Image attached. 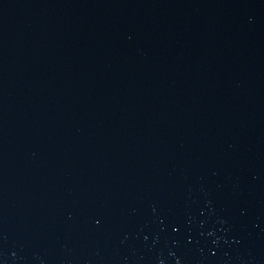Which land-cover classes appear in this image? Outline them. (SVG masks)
Instances as JSON below:
<instances>
[{
  "label": "water",
  "instance_id": "obj_1",
  "mask_svg": "<svg viewBox=\"0 0 264 264\" xmlns=\"http://www.w3.org/2000/svg\"><path fill=\"white\" fill-rule=\"evenodd\" d=\"M0 264H264V0H0Z\"/></svg>",
  "mask_w": 264,
  "mask_h": 264
}]
</instances>
